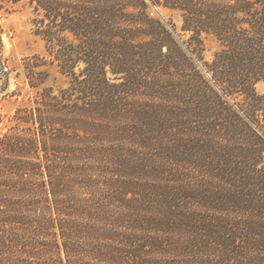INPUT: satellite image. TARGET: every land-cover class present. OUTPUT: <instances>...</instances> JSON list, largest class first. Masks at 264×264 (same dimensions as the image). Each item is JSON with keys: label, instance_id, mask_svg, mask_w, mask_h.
<instances>
[{"label": "trees", "instance_id": "obj_1", "mask_svg": "<svg viewBox=\"0 0 264 264\" xmlns=\"http://www.w3.org/2000/svg\"><path fill=\"white\" fill-rule=\"evenodd\" d=\"M22 1L46 55L0 133V264H264V0H152L215 36L209 70L245 116L213 105L147 0L0 9Z\"/></svg>", "mask_w": 264, "mask_h": 264}, {"label": "rangeland", "instance_id": "obj_2", "mask_svg": "<svg viewBox=\"0 0 264 264\" xmlns=\"http://www.w3.org/2000/svg\"><path fill=\"white\" fill-rule=\"evenodd\" d=\"M147 2L151 16L161 19L173 30L190 59L187 73L197 75L199 81H205L203 88L207 90L213 105L217 108L226 106L232 115L245 116L238 95H229L223 86L216 83L209 70L214 52L219 48L215 36L204 34L203 43L196 42L190 38L191 33L183 29L180 11L152 0ZM34 18L33 7L25 1L7 4L0 9V133L13 125L17 108L36 96L37 88L32 86L27 63L34 61L35 57H44L46 48L41 35L36 32ZM42 68L47 72L45 86L58 90L68 84V77L56 64L48 61ZM257 88L262 91L263 85L260 83Z\"/></svg>", "mask_w": 264, "mask_h": 264}]
</instances>
